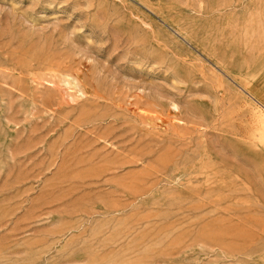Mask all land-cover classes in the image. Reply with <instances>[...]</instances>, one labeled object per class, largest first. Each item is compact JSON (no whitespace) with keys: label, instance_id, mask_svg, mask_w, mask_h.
<instances>
[{"label":"rangeland","instance_id":"374dc122","mask_svg":"<svg viewBox=\"0 0 264 264\" xmlns=\"http://www.w3.org/2000/svg\"><path fill=\"white\" fill-rule=\"evenodd\" d=\"M264 0H0V264H264Z\"/></svg>","mask_w":264,"mask_h":264},{"label":"bare ground","instance_id":"6f19581e","mask_svg":"<svg viewBox=\"0 0 264 264\" xmlns=\"http://www.w3.org/2000/svg\"><path fill=\"white\" fill-rule=\"evenodd\" d=\"M262 126L264 127V124H262Z\"/></svg>","mask_w":264,"mask_h":264}]
</instances>
